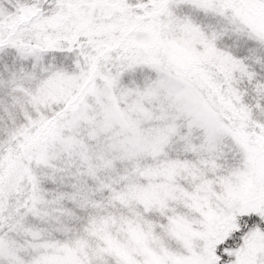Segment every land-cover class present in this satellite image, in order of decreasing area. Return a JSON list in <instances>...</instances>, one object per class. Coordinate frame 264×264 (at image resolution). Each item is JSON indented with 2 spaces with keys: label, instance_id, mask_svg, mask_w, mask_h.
<instances>
[{
  "label": "snow or ice",
  "instance_id": "6c2138e0",
  "mask_svg": "<svg viewBox=\"0 0 264 264\" xmlns=\"http://www.w3.org/2000/svg\"><path fill=\"white\" fill-rule=\"evenodd\" d=\"M0 264H264V0H0Z\"/></svg>",
  "mask_w": 264,
  "mask_h": 264
}]
</instances>
